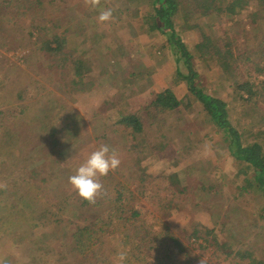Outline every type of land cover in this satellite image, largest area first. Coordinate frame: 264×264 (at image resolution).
Masks as SVG:
<instances>
[{"label": "rangeland", "instance_id": "rangeland-1", "mask_svg": "<svg viewBox=\"0 0 264 264\" xmlns=\"http://www.w3.org/2000/svg\"><path fill=\"white\" fill-rule=\"evenodd\" d=\"M36 1L0 0L4 9L0 16L10 12L0 17V264H91L76 251L71 238L79 226L90 224L84 217L91 214L77 211L80 196L69 177L105 144L121 160L110 172L136 195L135 207L150 226L179 236L206 264H234L235 254L212 246L201 249L193 231L203 227V239H208V231L224 238L235 222L237 230L251 234L242 244L254 245L256 256L264 259V230L256 243L259 231L251 228L264 227V199L245 189L251 172L240 173L227 144L213 135L197 104L190 110L181 108L182 114L160 117L166 119L165 125L161 123L165 129L157 122L153 127L158 141L169 147L158 161L148 155L143 163L145 177L137 167L135 141L129 128L119 124L122 116L141 114L145 119L155 93L164 88H173L181 99L187 95L186 86L177 80L168 38L149 31L140 21L146 10L131 0H100L97 8L88 5L78 16L76 6L85 0L50 6V0H42L47 14H39L36 23L46 17L55 19L58 27L51 36L71 26V40H84L79 50L86 51L87 81L93 85L82 91L72 87L71 74L57 68L55 61L38 56L39 45L31 39L33 15L38 13L34 8L39 6ZM255 8L252 3L250 10ZM105 9L112 10V19L101 23L98 16ZM176 22L205 89L230 99L234 79L224 82L228 76L222 75L218 61L230 47L236 55L244 54L237 80L264 81V73L259 72L264 67L260 30L253 28L249 35L241 29L235 33L230 20L215 15L183 33L181 22ZM229 37L235 38L233 45ZM206 39L213 49L199 52L197 45ZM204 54L206 58L201 59ZM261 90L258 106L264 112V86ZM260 117L264 119V114ZM7 134L13 138L9 145ZM71 136L77 142L67 146ZM100 181L107 190L111 182ZM95 215L92 212L91 217ZM98 239L95 248L103 247L105 255L97 264H107L108 255L112 258L108 264H121L118 254L110 255V250L120 246L119 238Z\"/></svg>", "mask_w": 264, "mask_h": 264}, {"label": "trees", "instance_id": "trees-1", "mask_svg": "<svg viewBox=\"0 0 264 264\" xmlns=\"http://www.w3.org/2000/svg\"><path fill=\"white\" fill-rule=\"evenodd\" d=\"M18 1L24 2V0ZM65 1L50 0L48 5H54L57 2L65 3ZM131 1L146 10V14L140 21L147 24L149 31L161 32L168 38L175 55L177 80L187 88V95L183 99L178 98L173 88H164L155 93V97L147 108L148 114L145 119L141 114L132 113L122 116L119 122V124L129 128L131 137L135 141L133 151L139 163L137 167L142 170L143 177H145L147 171V166H144L143 163L148 161V155L151 156V159L158 161L169 147L167 142L158 141L160 138L156 134L157 130L154 129L153 125L155 126L157 122L159 128L165 129L166 119L160 118L162 115L182 114L183 109L181 108L190 110L192 104L195 103L203 110L206 122L212 126L213 135L220 137L227 144L229 155L241 167L240 173L251 172L250 181L246 183L245 189L255 191L264 199V127H261L264 126V119L260 117V114H264V112L258 106L264 81L237 80L240 77L238 74L241 69L240 59L244 58V54L236 55L235 50L230 47L227 55L223 58L219 57L218 61H220L219 66L222 75L228 76L224 79V82L227 83L234 79L230 86L233 91L228 95L229 100L221 99L214 92L203 87V81L200 80L199 73L193 63V56L188 53V47L181 42L179 33L176 30V21L178 20L179 23L181 22L180 33H183L195 29L198 22L204 21L206 17L215 15L220 20H230L232 24L230 28L235 33L241 29L249 35L253 28L260 30L262 33L260 42H263L262 45H264V0ZM36 2L39 6L34 8V10H38V13L33 15L35 24H32L34 31L31 39L35 41L36 45H39L38 56H48L50 60L56 62L55 66L57 68L71 74V85L75 90L87 91L93 83L87 81L86 51L80 52L79 50L84 40L79 38L76 41L71 40L69 36L71 26L65 27L66 29L62 33L59 34L56 31L51 36L52 29L58 27H56L55 19L46 17L42 23H36L35 18L40 17L43 13L47 14L46 4L42 0ZM252 3L256 4L254 10H250ZM16 5L22 6L18 2H16ZM87 6L85 3L76 6L78 16L79 12L87 9ZM0 11L4 12L2 5H0ZM9 13L5 15H9ZM5 15H1V19ZM11 16L14 19V15ZM50 25H52V28ZM248 26L251 28L249 31L247 30ZM48 29H50L49 33L46 31ZM229 38V43L233 45L235 38ZM205 43H208L209 46ZM211 49L213 47H210L208 39L197 45L199 52ZM209 54L210 51L207 56ZM216 54L220 56L219 52ZM204 56L206 54L202 55L201 59H205ZM246 61L251 62L250 60ZM259 72L264 73V67L260 68ZM261 84L262 86H260ZM251 104H254V109L250 108ZM1 115L0 112V117ZM6 140V144L9 145L13 138L7 134ZM75 142L77 141L72 139L71 136V140L66 145H74ZM100 180L111 182L106 184L107 194L98 198L95 204H89L79 197V204L76 206L77 211L83 209L84 212L91 214L84 217L87 223L90 224L79 226L71 234L74 248L84 257V261L97 264L103 259L105 255L102 253L103 247L95 248L97 242L100 241L98 237H112V239L117 237L120 246L118 249L110 250V255L119 254L121 252L120 247H122L126 252V260L121 264H199L201 258L189 249L179 236L167 229L156 230L155 226H150L146 222L142 217V211L135 207L136 195L116 179L112 172H109L107 176L102 177ZM101 183L104 186V183ZM104 208L106 210L102 212ZM92 212L96 213L95 218L91 217ZM234 213H236L235 210ZM235 224V222L231 224V230ZM251 228L259 231L256 235V243H258L264 227L261 226L258 229L251 226ZM205 230L206 228L200 227L193 231L201 249L208 250L212 246L214 250H226L222 252L230 253L229 255L235 254V260L237 261L234 264H264V259L256 256L254 245L242 244V239L247 243L246 241H249L251 234L245 235L242 229L239 231L237 227L233 226L232 232L235 231L232 233L230 230L229 234L228 231H225L224 238L217 237L212 231L206 232L208 240L201 237ZM213 240L216 241L212 244L211 241ZM207 244L210 246H207ZM111 259L108 255L104 261H108V264Z\"/></svg>", "mask_w": 264, "mask_h": 264}, {"label": "clouds", "instance_id": "clouds-1", "mask_svg": "<svg viewBox=\"0 0 264 264\" xmlns=\"http://www.w3.org/2000/svg\"><path fill=\"white\" fill-rule=\"evenodd\" d=\"M85 4L95 9L100 5V0H85ZM112 15L111 9L102 10L98 21L101 23L110 21ZM120 164L121 160L116 151L106 144L101 145L78 167L75 174L69 177V183L83 200L95 204L98 198L107 194L100 178L107 176L110 171H115ZM118 259L123 262L126 259V252L121 251ZM199 264H206L205 259L201 258Z\"/></svg>", "mask_w": 264, "mask_h": 264}]
</instances>
